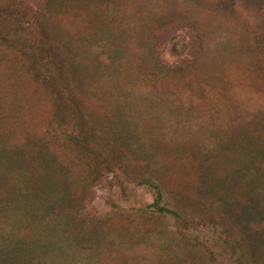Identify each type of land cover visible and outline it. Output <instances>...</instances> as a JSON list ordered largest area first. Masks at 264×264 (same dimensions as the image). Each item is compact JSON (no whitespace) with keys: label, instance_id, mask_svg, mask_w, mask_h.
<instances>
[{"label":"rangeland","instance_id":"obj_1","mask_svg":"<svg viewBox=\"0 0 264 264\" xmlns=\"http://www.w3.org/2000/svg\"><path fill=\"white\" fill-rule=\"evenodd\" d=\"M0 264H264V0H0Z\"/></svg>","mask_w":264,"mask_h":264}]
</instances>
